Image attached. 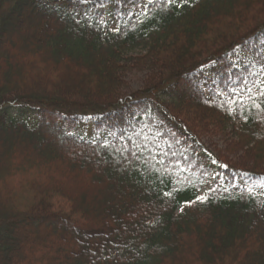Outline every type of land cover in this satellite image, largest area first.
<instances>
[{"label":"trees","instance_id":"16d2710c","mask_svg":"<svg viewBox=\"0 0 264 264\" xmlns=\"http://www.w3.org/2000/svg\"><path fill=\"white\" fill-rule=\"evenodd\" d=\"M35 25L42 58L18 61L38 65L0 75V141L10 167L58 166V185L28 184L26 209L0 198V264L38 249L42 264H264V0H0V61L13 28ZM74 161L77 188L60 172ZM98 184L111 203L83 210ZM36 221L57 237L31 238Z\"/></svg>","mask_w":264,"mask_h":264},{"label":"rangeland","instance_id":"374dc122","mask_svg":"<svg viewBox=\"0 0 264 264\" xmlns=\"http://www.w3.org/2000/svg\"><path fill=\"white\" fill-rule=\"evenodd\" d=\"M12 31L13 32H11V34L15 33L16 36L14 38H11V39H9V37H8L6 39V41L1 45L2 50L7 52L6 53L7 57H5L4 52L2 51L3 52V54L1 55L2 60L0 61V73H2L0 75L2 76L3 79H7V78L11 79V77H14V76L20 77V75H22L21 72L26 65L32 66L33 63L37 64V62L39 61V58L40 59L42 58V54L38 53L39 47L35 46L36 44L39 45V43H40V42L39 43L35 42L36 33H37V35L39 34L40 36H42V34H44V31H43V29H41L40 26L35 25L34 29H29V30L27 29L26 31L25 30L23 31V26L17 27V28L15 27V29L13 28ZM26 40L29 41V43L31 44L30 48H28V46H26V44H27ZM51 45H52V43H49V46H51ZM28 50H29V53H31L33 55L38 53L39 58H35V57L34 58H26V56H24L25 58L23 57V59L19 62L18 61L19 56L22 57L23 56L22 52L23 51L28 52ZM247 54H246V56H241V60L245 61V58L248 57ZM9 61H11V62H9ZM2 70H4V71H2ZM35 77L36 76H33V79ZM143 80H144V74H142V73H140V74L135 73V74H131V75L129 74V76L127 78H125L126 83H128L127 84L128 89L130 91L136 90L139 87H141V85L143 84ZM39 89H41V88H39ZM202 139L204 140V142H206L205 144L208 145L211 150L215 149V151L219 154H222L224 158H226L228 160L232 159L234 161H235V159L238 160L237 158H239L240 153L236 152V154H234V153L230 154L227 151L226 145L230 144V142H231L228 138L225 139L224 136L222 137V135L217 134V133H212V134L207 133L205 136L202 137ZM10 145H11V143H9L7 138H4V139H2V141H0V173H2L0 175V198H1V201L3 199L5 200V203H7L9 208L11 206L10 203H13L12 202V199H13L14 203H16L17 206L18 205L20 206V209H26V207L29 206V201H31L30 198H31V191H32L31 187L29 190L28 184L33 185L35 182H37V183H44L45 182V184H46V182L48 180V176H52L49 174L52 173L55 169L57 170L58 166H57V168L49 169L50 166L49 167L46 166L45 161L41 160L38 164L35 161H33L32 159H30V160L27 159L26 156L24 154H22V156H15L14 157V160L16 163L10 167V164H9V161L11 158L10 152H9ZM23 146H24V142L20 141L19 148L22 149ZM37 148H38V146H37ZM37 148H35L34 151L36 152V150H37V154H38ZM47 158H48V160L55 159L52 161L56 162L57 164L59 163V161H62V160L54 158L53 156H50V155H47ZM61 165H64V167L61 168V170H60L62 175L64 174V177L65 176L67 177L68 182L73 187L77 188L79 186L78 180L76 177H73V174L75 172L74 170H76L77 167H79V164L75 163V161H74L71 163L61 164ZM85 166L88 167V165H85ZM80 169H82V168L80 167ZM102 175H106V172H103ZM51 178H53V179H51V181L49 183H50V185H52L56 188L58 183L56 182V180H54V176H52ZM90 180L91 181L94 180L96 182H99L100 178H98L95 175L90 174ZM98 186H100V189H98L99 188ZM87 188L89 189V187H87ZM89 193H90V195L86 198V200L81 205L82 209L85 211H86V207H91L92 205L94 206L95 204L97 205L100 202H102V204H104L105 206H108L109 205L108 200L111 199L113 197L111 195L114 194V192L112 191V189L109 186H106L103 189H101V184H98L96 187L95 186L90 187ZM109 201L111 203L112 200H109ZM58 202L60 203V200H58ZM53 222L54 221H48V222L36 221V222H33L32 225H30V227H24L27 232L32 234V235H29L28 233H26L25 238L28 239L29 236L31 238L36 237L35 239H37V241L40 243L42 241L43 242L45 241L43 239L46 238L45 237L46 235H48V236L51 235L53 238L57 237L58 233H56L54 231H52L51 233L48 232L49 228H52L55 224H57L56 221L54 223ZM59 229H61V230H58L59 233L61 232V234H62V232H65V233L69 232V231H67L68 227L66 225H61ZM8 232H9V229H8ZM13 233H14V231H13ZM23 240H24V238H23ZM38 245H40V244H38ZM23 247H24V245H23ZM2 249H3L2 251L4 252V247H2ZM41 252L45 253L42 249L35 250V254L33 257L35 261H31V262H29V264H42L44 260H42V256L40 254Z\"/></svg>","mask_w":264,"mask_h":264},{"label":"snow or ice","instance_id":"6c2138e0","mask_svg":"<svg viewBox=\"0 0 264 264\" xmlns=\"http://www.w3.org/2000/svg\"><path fill=\"white\" fill-rule=\"evenodd\" d=\"M80 2H81V3H87L88 0H80ZM151 2H152V0H149V3H151ZM184 2L187 3V0H184ZM169 3H176V0H169ZM247 92H248V93H251V92H252V89H251V88L247 89ZM258 94H259L260 96L264 97V89H258ZM249 98H251V96H250ZM233 102H235V101H233ZM254 107L259 108L260 105L254 103ZM137 147H139V145H137ZM126 150H127V149H126ZM133 155H135V153H133ZM166 195H171V193H166ZM206 199H207L206 196H198V197H197V200H199L200 202H204Z\"/></svg>","mask_w":264,"mask_h":264}]
</instances>
